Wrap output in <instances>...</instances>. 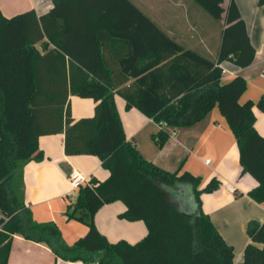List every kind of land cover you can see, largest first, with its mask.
Wrapping results in <instances>:
<instances>
[{
    "label": "trees",
    "instance_id": "obj_1",
    "mask_svg": "<svg viewBox=\"0 0 264 264\" xmlns=\"http://www.w3.org/2000/svg\"><path fill=\"white\" fill-rule=\"evenodd\" d=\"M194 1L217 20L225 14L216 59L176 40L133 0H55L40 16L31 9L9 17L0 9V264H11L16 234L88 264H264V222L248 221L250 241L236 263L234 247L202 206V194L220 181L199 188V176L147 158L126 136L117 108L119 94L128 109L152 118V139L162 148L175 129L194 126L218 106L237 137L242 173L258 180L248 195L264 205V137L254 128L264 95L241 101L246 79L224 81L222 66L247 67L256 49L235 0L227 9L224 0ZM42 40L45 53L36 46ZM70 95L92 98L94 114L73 118ZM59 132L66 154L96 155L110 171L81 186L70 205L69 218L88 227L71 245L55 222L32 217L24 196V165L43 158L41 135ZM116 200L127 206L121 217L146 223L140 241L111 242L97 227V211Z\"/></svg>",
    "mask_w": 264,
    "mask_h": 264
},
{
    "label": "crops",
    "instance_id": "obj_2",
    "mask_svg": "<svg viewBox=\"0 0 264 264\" xmlns=\"http://www.w3.org/2000/svg\"><path fill=\"white\" fill-rule=\"evenodd\" d=\"M54 1L0 0V9L9 17L31 9L40 16L53 8ZM235 1L246 22L251 42L256 49V57L247 67H240L228 60L224 61L223 79L227 81L236 75H242L247 81V88L241 101L251 99L257 103L264 95V5L258 0ZM133 2L144 11L146 10L144 8H150L152 0H133ZM230 2L231 0H224V8L227 9ZM184 4L182 6L186 9L187 34L189 30L187 23L192 10L195 9L193 6L190 8L188 2ZM223 17L225 20V14ZM176 21L180 24L179 28L178 26L166 28L175 39L195 38L199 43V50L213 59L218 57L222 29L215 33L208 28L203 29L199 23L200 33L203 35L199 38L194 37L193 33L187 37L182 34L183 20L178 17ZM216 34L220 35V38L219 36L216 38ZM44 40H47V37ZM42 43L43 40L36 46L41 53H45L47 49ZM53 46L54 44L50 43L48 49ZM115 99L126 136L129 139L135 138L138 148L147 158L168 170L179 169L180 172L189 171L199 176L201 178L199 188L213 179L220 181L217 190L202 194V206L226 242L234 247L235 261L240 263L243 260L244 249L250 241L247 223L251 219L264 222V205L248 195V192L257 185L258 180L249 172L242 173L237 137L219 107H214L206 118L194 126L175 129L166 144L158 148L152 139L158 124L138 108L128 109L126 100L121 95L116 94ZM70 102L72 116L75 119L92 116L95 112L96 102L92 98L70 95ZM254 114L255 131L259 136L264 137V112L256 105ZM39 146L43 158L32 159L23 167L25 202L36 221L55 222L64 240L71 245L87 233L88 227L82 221L68 216L70 205L76 200L77 195L69 181L70 172L77 169L87 175L89 180L93 177L105 180L110 176V171L102 165L101 159L96 155L66 154L63 132L41 135ZM206 159L210 161L206 162ZM173 194L175 195L174 192ZM126 209L127 206L123 201L116 200L106 203L96 213L97 227L111 242L125 239L136 243L148 233L147 225L143 220H128L121 217ZM9 262L11 264H88L61 259L45 243L26 239L19 234L14 235Z\"/></svg>",
    "mask_w": 264,
    "mask_h": 264
},
{
    "label": "rangeland",
    "instance_id": "obj_3",
    "mask_svg": "<svg viewBox=\"0 0 264 264\" xmlns=\"http://www.w3.org/2000/svg\"><path fill=\"white\" fill-rule=\"evenodd\" d=\"M187 2L190 4V8L193 6L195 10L191 9L192 15L190 16L189 18L190 20L187 23V27L189 28V30L186 34L185 32V25L187 22V20L185 19L186 9L183 8V6L185 5L184 3ZM144 9H146L144 11H146V13H148V15L155 22L157 23L159 22L162 25L161 27L166 31H168L166 28L169 29V27H174V28H177V26L178 28L180 27L179 26L180 24H178V22L176 21V18L179 17L180 19L183 20L184 23L182 34L183 36H187V37H190V35H193V33H194V37L197 36L200 38L203 35L200 33L199 23H201L203 29L208 28L211 31H214L215 33H217L216 31H218L219 29H222L223 31V26L225 25L224 17L220 20H217L211 14H209L205 9H203L200 5L195 3L194 0H156L155 3L154 0H152L150 4V8H144ZM222 31H221V35H222ZM196 33H199L200 35ZM170 35L174 37L172 34ZM218 36L220 38V35L218 34H216L215 37L218 38ZM178 41L183 43L186 47L194 48L204 54L202 50L198 49L199 43L195 38L192 37H190L189 39L183 38V40H178ZM74 194L76 195V193Z\"/></svg>",
    "mask_w": 264,
    "mask_h": 264
},
{
    "label": "built area",
    "instance_id": "obj_4",
    "mask_svg": "<svg viewBox=\"0 0 264 264\" xmlns=\"http://www.w3.org/2000/svg\"><path fill=\"white\" fill-rule=\"evenodd\" d=\"M209 161H210L209 159H206V162H209ZM69 181H70V184L72 186L73 191L78 192V190L81 186H83L84 184L89 182V178L82 171L77 170V169H73L70 172ZM227 187L229 189H232V187L230 185H227ZM70 197H72V195H70ZM3 218H5V215L0 208V220Z\"/></svg>",
    "mask_w": 264,
    "mask_h": 264
}]
</instances>
